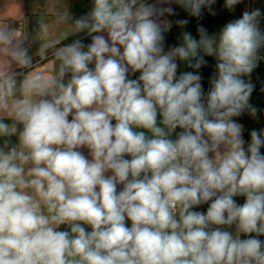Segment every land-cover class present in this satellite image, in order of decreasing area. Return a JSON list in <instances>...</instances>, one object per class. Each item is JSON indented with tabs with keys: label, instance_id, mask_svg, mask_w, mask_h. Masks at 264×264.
Returning <instances> with one entry per match:
<instances>
[{
	"label": "clouds",
	"instance_id": "obj_1",
	"mask_svg": "<svg viewBox=\"0 0 264 264\" xmlns=\"http://www.w3.org/2000/svg\"><path fill=\"white\" fill-rule=\"evenodd\" d=\"M215 2L92 0L74 20L91 42L59 47L54 72L0 71V264H264V128L246 142L235 119L259 111L262 12L165 50L176 12L162 5L199 18ZM19 35L0 27V51L31 68ZM205 56L206 93L198 71L178 75Z\"/></svg>",
	"mask_w": 264,
	"mask_h": 264
},
{
	"label": "crops",
	"instance_id": "obj_2",
	"mask_svg": "<svg viewBox=\"0 0 264 264\" xmlns=\"http://www.w3.org/2000/svg\"><path fill=\"white\" fill-rule=\"evenodd\" d=\"M152 3L155 0H148ZM253 8H264V0H246ZM92 6V0H0V27L8 28L15 33H19V39L24 40L25 46L29 48V53L33 58L31 68L20 69L15 63H5L10 57H7L3 51H0V71L3 72H54L58 67L59 62L55 58L56 50L64 44L71 43L76 38H81L85 45L91 42V38L84 33L74 32V20L82 15H85ZM174 8L176 15L166 17L173 22L171 30L165 34V50L174 46L172 40L177 30L181 26L177 25L175 21L184 19L180 13L182 7L172 3L170 5ZM262 12V11H261ZM63 17V19H61ZM235 16L227 20L221 27L213 34H218L220 29L229 21L238 19ZM67 35L65 39L64 36ZM212 35V34H211ZM26 38V39H25ZM88 39V40H87ZM59 41V43H57ZM47 44L46 49L47 58L42 59L40 56V49ZM203 55V53H201ZM207 64L202 66L198 71L203 79L202 85L205 93L209 90L210 84L207 71H211L212 75L215 72V65L217 63L214 56H205ZM178 75L187 71V65L183 61H178ZM136 73L131 78L138 77ZM23 75L17 76V81L22 80ZM7 122V121H6ZM248 130V129H247ZM179 131V129H177ZM248 132V131H247ZM247 134V133H246ZM245 136V135H244ZM13 143H16V137L11 138ZM2 143V140H0ZM87 155V149H81ZM264 151V148L261 149ZM264 154V153H262ZM119 190V189H118ZM241 202V200H240ZM206 212V210H196ZM231 231H235L234 227ZM243 239V237L241 236Z\"/></svg>",
	"mask_w": 264,
	"mask_h": 264
},
{
	"label": "trees",
	"instance_id": "obj_3",
	"mask_svg": "<svg viewBox=\"0 0 264 264\" xmlns=\"http://www.w3.org/2000/svg\"><path fill=\"white\" fill-rule=\"evenodd\" d=\"M225 0H216L215 4L212 6L213 10L215 11V15H212L211 13L208 12L207 9H202V16L197 18V17H193L190 16L188 14L187 11H185L183 8H181L180 13L183 16L184 19L188 20L189 23L184 26L181 27L179 30H177L176 34L174 35V38L172 40V44L174 46H178L180 43H182V33L185 31L191 32V34L193 35V37L199 39V35L197 32V27L198 25H203L209 35L213 34L214 32H216L223 23H225L227 20L224 19V16L226 15V13L228 12L227 8H225ZM237 15L232 16L229 19L234 18ZM242 15H238V17H241ZM228 19V20H229ZM88 40V39H87ZM167 43V41H165ZM194 69H191L189 67H187V71H193ZM203 75H207V77H211L212 76V72L211 71H207V73H204V69H203ZM256 129V130H260L261 128H255V127H250L248 129L247 134H245L244 138L246 141H250V131ZM234 199H240L241 200V204L244 202V197H237ZM208 205H201L198 208H196L195 210H207ZM60 230H67V226L66 225H62ZM243 239L246 238L242 235ZM260 239L264 240V236L259 237Z\"/></svg>",
	"mask_w": 264,
	"mask_h": 264
},
{
	"label": "rangeland",
	"instance_id": "obj_4",
	"mask_svg": "<svg viewBox=\"0 0 264 264\" xmlns=\"http://www.w3.org/2000/svg\"><path fill=\"white\" fill-rule=\"evenodd\" d=\"M253 6H250L249 3H246V0L235 6L233 11L227 10L228 12L224 16V19L228 20L234 15H242L245 10L251 11ZM259 9L262 11V17L260 18V28L264 31V8L259 5ZM259 55L262 59L258 63V67L254 69L251 73L250 80L254 84V91L250 98V103L259 109L257 117L253 118L247 112L242 114L240 117L235 118L238 122L242 123L246 129L250 127L263 128L264 127V49L260 50ZM246 80L249 77H244ZM264 153V151H261ZM237 202H240V199H236ZM130 226V222H128Z\"/></svg>",
	"mask_w": 264,
	"mask_h": 264
},
{
	"label": "water",
	"instance_id": "obj_5",
	"mask_svg": "<svg viewBox=\"0 0 264 264\" xmlns=\"http://www.w3.org/2000/svg\"><path fill=\"white\" fill-rule=\"evenodd\" d=\"M240 123V122H239ZM242 124V123H241ZM245 128V127H244ZM247 129L245 128V131H244V135L247 133ZM235 198H237V197H235Z\"/></svg>",
	"mask_w": 264,
	"mask_h": 264
},
{
	"label": "built area",
	"instance_id": "obj_6",
	"mask_svg": "<svg viewBox=\"0 0 264 264\" xmlns=\"http://www.w3.org/2000/svg\"><path fill=\"white\" fill-rule=\"evenodd\" d=\"M264 128V127H263ZM238 204H241V202H237Z\"/></svg>",
	"mask_w": 264,
	"mask_h": 264
},
{
	"label": "flooded vegetation",
	"instance_id": "obj_7",
	"mask_svg": "<svg viewBox=\"0 0 264 264\" xmlns=\"http://www.w3.org/2000/svg\"><path fill=\"white\" fill-rule=\"evenodd\" d=\"M245 139V138H244ZM246 141V140H245ZM246 142H248V141H246Z\"/></svg>",
	"mask_w": 264,
	"mask_h": 264
}]
</instances>
